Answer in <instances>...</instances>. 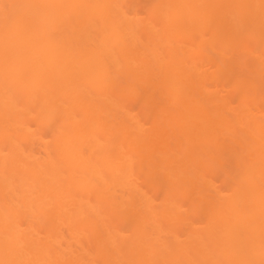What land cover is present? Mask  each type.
I'll list each match as a JSON object with an SVG mask.
<instances>
[{
	"label": "bare ground",
	"instance_id": "bare-ground-1",
	"mask_svg": "<svg viewBox=\"0 0 264 264\" xmlns=\"http://www.w3.org/2000/svg\"><path fill=\"white\" fill-rule=\"evenodd\" d=\"M0 264H264V0H0Z\"/></svg>",
	"mask_w": 264,
	"mask_h": 264
}]
</instances>
